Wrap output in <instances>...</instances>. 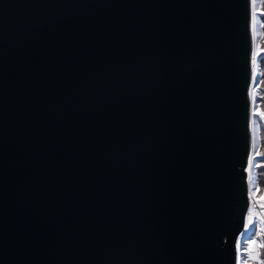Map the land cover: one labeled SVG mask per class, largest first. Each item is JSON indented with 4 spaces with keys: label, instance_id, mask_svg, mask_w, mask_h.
<instances>
[{
    "label": "water",
    "instance_id": "95a60500",
    "mask_svg": "<svg viewBox=\"0 0 264 264\" xmlns=\"http://www.w3.org/2000/svg\"><path fill=\"white\" fill-rule=\"evenodd\" d=\"M253 0H0V264H239Z\"/></svg>",
    "mask_w": 264,
    "mask_h": 264
},
{
    "label": "trees",
    "instance_id": "16d2710c",
    "mask_svg": "<svg viewBox=\"0 0 264 264\" xmlns=\"http://www.w3.org/2000/svg\"><path fill=\"white\" fill-rule=\"evenodd\" d=\"M254 13L257 22V34L260 30L259 34L256 36V68L252 104L254 126L257 128V141L253 155L254 198L258 202L257 197L264 201V117L260 115L264 113V52L261 51L264 49V0H254ZM260 231L261 226L258 230H255L253 226L249 234L256 237L259 258L264 262V233L259 234ZM247 235L244 238H247ZM244 238L242 239L243 252L241 251L239 264H258L257 261L250 259L249 252H247V241L246 239L244 240Z\"/></svg>",
    "mask_w": 264,
    "mask_h": 264
},
{
    "label": "rangeland",
    "instance_id": "374dc122",
    "mask_svg": "<svg viewBox=\"0 0 264 264\" xmlns=\"http://www.w3.org/2000/svg\"><path fill=\"white\" fill-rule=\"evenodd\" d=\"M253 4H254V0H253ZM256 23L257 22H256V18H255V27H256ZM259 32H260V30L258 31V34H259ZM258 34H257V29H256L255 35H254L255 36L254 37V39H255V51H256V36ZM252 125H253L252 126V139H253V155H254V147H255L256 141H257V138H256L257 128H256V126H254V118H253V115H252ZM250 184H251L250 185V188H251L250 189V192L252 193V195L254 197L255 185H254V166H253V161H252V168H251ZM257 200H258L259 203L256 201L255 198L254 199H251V205L252 204H255L256 205L255 209L258 211V214H259V217H256L255 218V220L253 222V226L255 227V230H258L260 228V226H261V231L259 232V234H263L264 233V230L262 229V223L264 222V201H263V199H261L259 197H257ZM251 209H252V206L250 207V215H249V218H251L252 211H253ZM253 226H252V228H253ZM251 229L248 231L247 234L250 233ZM245 239L247 241V252H249L250 259L256 261V256L258 255V253H257V244H256L257 242L256 243H253L252 242V240H255L256 241V237H254V235H252V234H249V235H247V238H244V240Z\"/></svg>",
    "mask_w": 264,
    "mask_h": 264
},
{
    "label": "built area",
    "instance_id": "2783aa9c",
    "mask_svg": "<svg viewBox=\"0 0 264 264\" xmlns=\"http://www.w3.org/2000/svg\"><path fill=\"white\" fill-rule=\"evenodd\" d=\"M252 199H254V197L252 196ZM252 215H251V218H249L248 220V226H247V230H246V233L245 235L239 240V258H240V255H241V251H242V239L246 236V234L248 233V231L252 228L253 226V222L255 220L256 217H259V214H258V211L255 209L256 205L255 204H252ZM249 214H250V210H249ZM262 229L264 230V222L262 223ZM253 243H256L255 240H252ZM257 244V243H256ZM257 253H258V249H257ZM240 261V259H239ZM256 261L258 264H264V262L259 258V254L256 256Z\"/></svg>",
    "mask_w": 264,
    "mask_h": 264
},
{
    "label": "snow or ice",
    "instance_id": "6c2138e0",
    "mask_svg": "<svg viewBox=\"0 0 264 264\" xmlns=\"http://www.w3.org/2000/svg\"><path fill=\"white\" fill-rule=\"evenodd\" d=\"M262 52H264V49L261 50ZM262 117H264V113H261L260 114Z\"/></svg>",
    "mask_w": 264,
    "mask_h": 264
},
{
    "label": "bare ground",
    "instance_id": "6f19581e",
    "mask_svg": "<svg viewBox=\"0 0 264 264\" xmlns=\"http://www.w3.org/2000/svg\"><path fill=\"white\" fill-rule=\"evenodd\" d=\"M250 215V214H249Z\"/></svg>",
    "mask_w": 264,
    "mask_h": 264
}]
</instances>
